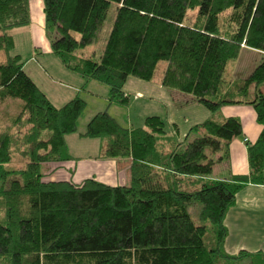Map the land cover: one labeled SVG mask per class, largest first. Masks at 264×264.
<instances>
[{"label": "trees", "instance_id": "trees-1", "mask_svg": "<svg viewBox=\"0 0 264 264\" xmlns=\"http://www.w3.org/2000/svg\"><path fill=\"white\" fill-rule=\"evenodd\" d=\"M29 1L0 0V264H264V252L222 248L236 194L248 183L264 185V56L246 77L226 75L243 47L264 53V0H42L51 52L85 80L105 84L109 103L126 104L128 78L152 80L165 61L162 86L214 113L250 105L261 125L255 142L245 140L248 174L220 180L209 176L242 134L237 117L210 116L179 142L162 140L158 115L125 128L99 111L80 136L102 139L97 158L130 157V183L115 185L48 180L41 171L73 160L65 137L77 132L86 101L76 95L55 106L10 54L13 31L30 24ZM112 3L99 57L84 56ZM9 100L19 107L14 114L3 110Z\"/></svg>", "mask_w": 264, "mask_h": 264}, {"label": "rangeland", "instance_id": "rangeland-1", "mask_svg": "<svg viewBox=\"0 0 264 264\" xmlns=\"http://www.w3.org/2000/svg\"><path fill=\"white\" fill-rule=\"evenodd\" d=\"M33 2H39L40 5L43 3L42 0H33L30 1L29 4L31 5V10L33 14L40 12V5L39 7L35 4H32ZM39 9V11H37ZM116 13V5L114 3L111 4L108 14L106 17V21L104 23V27L102 29V32L100 34L99 40L96 44L92 46H88L83 50L84 56H94V58H98L105 43L107 40V37L109 35L111 26L113 24V20ZM195 12L189 11L188 17H192ZM40 15V14H39ZM44 15V13H43ZM22 33L21 35L17 36V34H14L15 39V45L14 48L10 50V54L16 55V53L22 52V54H25V52L28 49V41L29 36L26 34V31L28 30H19ZM15 33V32H14ZM16 36V38H15ZM41 56V55H40ZM46 56H41L39 61L44 64L46 67L50 66L48 70L53 74L55 71H53L51 65L45 59ZM263 57V54L258 51L251 48H243L240 51V54L234 64L230 66L226 72V75L231 80L238 79V78H244L246 77L252 69L261 61ZM2 58V55L0 56ZM24 60V59H23ZM58 61V60H57ZM30 62H28L29 64ZM59 63V62H58ZM27 64V65H28ZM165 61H160L158 63V67L155 73V76L152 80L145 81V80H139L134 77H129L128 80L125 83V91H127L130 94L129 101L126 105L120 106L116 104H111V109L109 110V113L114 116L119 124L122 127H130L131 125L134 127H142L144 126V120L147 116H150L152 114H155L158 110L161 112L160 116L162 120L165 123V133L164 135H168L170 137H173L175 140L178 141H185L186 138L189 140L192 139L195 135L189 134V127L191 124L195 123L194 120H196L197 116H201V120L198 122L203 121L205 118L203 117L205 113L209 114V111L206 107H204L200 102H198L193 95L187 94L184 92H181L179 90H176L174 88H167L162 87L161 79L163 70L165 68ZM29 67V66H28ZM30 67H34V64H30ZM40 67V66H39ZM37 72V71H36ZM57 72V71H56ZM44 73V72H43ZM42 73H37L36 78L41 76ZM74 75H77L76 73ZM54 82H50L49 78H46L45 81L38 80L39 87L43 91H47L49 94V98L52 102V104H55V106L59 107L63 105L65 102L70 100L72 97H68V91H73L72 87L78 86L75 82L76 80H72L69 77H61L60 75L55 74ZM78 79V78H77ZM83 87H80V89H77L78 94L80 97H82L86 101V108L82 112L81 116L79 117L77 121V131L84 128L86 126V122L96 113L98 112V108H107L109 107V88L100 82L91 80V84H88L86 89L83 90ZM164 88V89H163ZM92 91L90 94L86 91ZM62 93L65 92V96L61 97L60 99H55L54 95L56 92ZM158 91H174L176 93H179L178 95H186L188 97H192L193 102L190 103L187 107H181L180 104L183 103H177L176 106H169L167 109L163 108L160 109L158 107V104H154V101L151 100V94H157ZM56 93V94H57ZM106 101V102H105ZM19 109L17 103L15 100H9L4 104V109L9 114H14ZM104 110V109H102ZM226 109L219 108L215 113L210 111V113L213 115L214 118L216 117L218 120H222L225 118L224 112ZM1 114V113H0ZM200 118V117H199ZM131 123V125H129ZM176 123V126L174 125ZM1 126V124H0ZM84 126V127H83ZM177 127V129H175ZM244 136V132L240 136H237L236 138L241 139ZM101 141L99 140H73L69 142V145L66 146V150L69 154H71L74 157V160H78L79 158H83L85 156H93L95 157L97 155V143ZM103 144V141H101V145ZM115 159V158H114ZM116 165L117 168H114L110 171L104 172L102 168L97 171V175H95V178H98L102 180L104 183L114 185V183L117 182V178H124V175L127 177V181L125 184L130 183V172H129V165H130V157H118L116 159ZM75 161H65V162H55V163H48L41 165V171L44 173L45 179H53V180H62L65 177L69 176L72 173L73 168L70 167V163H74ZM115 163H107L106 165L113 168ZM18 166V164H16ZM65 166V167H63ZM124 168V170H123ZM218 168V167H217ZM68 169V170H67ZM121 169V171H120ZM93 172L94 169L92 170ZM124 173V175L122 174ZM89 168L86 166L79 165L77 168L75 180L79 179H85L90 175ZM84 177V178H83ZM71 178V177H69Z\"/></svg>", "mask_w": 264, "mask_h": 264}, {"label": "crops", "instance_id": "crops-1", "mask_svg": "<svg viewBox=\"0 0 264 264\" xmlns=\"http://www.w3.org/2000/svg\"><path fill=\"white\" fill-rule=\"evenodd\" d=\"M30 1H33V0H30ZM32 4H35L38 7L40 5L39 2H33ZM40 6H41L40 12L33 14L31 10V5L29 4L30 24L26 27L15 29L13 31V34H12L13 37H14V34H17V36L22 34V33H17V32H20L19 30H25V31L28 30L26 31V34H28L29 36V41L27 43L28 49L25 52V54H22V52H19V53H16V55H19L21 60L24 61L23 68L25 72L31 77V79L37 84L38 87H39V84H38L37 79H40L41 81H45L46 78H49L50 82L53 83L55 80L54 79L55 74L58 73V75H60L61 77H69L74 81L76 80L75 83L78 86L72 87L73 91H68V97L73 98L76 95L79 96L78 94L79 91H77V89H80V87H83L82 89L85 90L86 89L85 87H87L88 84H91V80L87 81L77 73H76L77 75H74L75 72L65 68L64 65L60 62V60L51 52L50 42L46 36L45 29H44L43 3H41ZM37 11H39V9ZM13 40L15 42L14 38ZM243 48H247V47H243ZM262 54L264 56V53ZM40 55L46 56L45 59H47L53 71L56 70L57 72L55 71L53 74H51V72L48 70L50 66L46 67L44 64H42L39 61L41 57ZM28 62L30 63L28 64ZM30 64H34V67H30ZM37 73H40V74L42 73V75L36 78L35 75H37ZM124 91H125V88H124ZM43 92L46 94V96L50 100L49 98L50 96L48 92L47 91H43ZM86 92H89L90 94L92 93V91H89V90ZM125 92L129 95V98H130V94L127 91ZM56 93L53 95L55 99L57 100L60 99L61 97H64L66 94L65 92H62L60 94L59 93L56 94ZM178 94L179 93H176L174 91H158L157 94H151L152 95L151 100L154 101V104H158V107L160 109H163V108L167 109L169 106H176V105H173L175 104L174 101H176L177 103H183V104H180L181 107H187L188 105H190V103L193 102L192 97H188L186 95L182 96ZM111 104L113 103H109L110 106L107 108H98L97 111L99 112V111H102V109H107V111L109 112V110L111 109ZM116 105H119V104H116ZM124 105H120V106H124ZM220 108L226 109V111L224 112L225 118L229 116L237 117L242 124V132H244L243 138L238 139L235 137L230 141L229 158L227 160L217 162L216 164H214L212 173L209 176L212 179L229 180L233 175L248 174L249 165H248V157H247V142L249 144L255 142V140L257 139L260 133L261 125L257 123L255 110L250 105L229 104V105H224ZM160 113L161 112L158 110L155 114H152V115L160 116ZM109 114L112 116L111 113ZM210 116H214V114L212 115L209 111V114L205 113L203 117L206 119ZM201 119H202L201 116H197L196 120L194 121L195 123H198V121H200ZM195 123L191 124V126L194 125ZM129 125H131V123ZM174 125L176 126V123H174ZM133 127L134 126L131 125L130 127H125V128H133ZM175 129H177V127H175ZM84 131H85L84 128H82L78 130L76 133L68 134L65 137L66 146L69 145V142L73 140L80 141V140L88 139V140L94 141V140L100 139L102 141L101 138H84L80 136V133ZM162 137H163L162 138L163 141H167L168 139H170V136L168 135H162ZM245 140H247V142ZM101 141L97 143L98 144L97 145V151H98L97 155L99 154L100 148L102 146ZM179 142H182V141H179ZM97 155L95 157L93 156H85L83 158L78 157V160H74V157L71 155L73 157V160L71 161H75V162L70 163L69 165L74 170H72L71 174L70 172H68L69 176L65 177L62 180H72L76 183L82 181L83 180L82 178L79 180L74 179L79 165L86 166L89 168V171L91 173L90 174L91 176L89 177H94L95 175H97V171H99L101 168L104 172L117 168V165H116L117 158L103 159V158H97ZM68 161L70 162V160ZM107 163H115V164L113 168H111L110 166L106 165ZM93 169L95 172L92 171ZM122 174L124 175L123 172ZM96 179L100 180L98 178ZM50 180H53V179H50ZM126 181H127V177L126 175H124L123 180L122 178H119V179L117 178V182L114 183V185L115 184H125ZM224 225L227 229V235L224 239L223 246H222L223 251L225 253L234 255V254L239 253L240 251H246V252H252V253L258 252V251L264 252V185L248 183L244 188H242L236 194L235 203L226 212V215L224 218Z\"/></svg>", "mask_w": 264, "mask_h": 264}]
</instances>
